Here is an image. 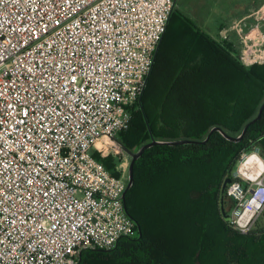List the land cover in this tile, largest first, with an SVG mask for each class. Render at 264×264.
<instances>
[{
	"label": "built area",
	"instance_id": "obj_1",
	"mask_svg": "<svg viewBox=\"0 0 264 264\" xmlns=\"http://www.w3.org/2000/svg\"><path fill=\"white\" fill-rule=\"evenodd\" d=\"M175 0H0V264H77L140 230L126 209V153ZM242 62L264 64V8ZM226 193L249 234L264 213V155L243 152Z\"/></svg>",
	"mask_w": 264,
	"mask_h": 264
},
{
	"label": "trees",
	"instance_id": "obj_2",
	"mask_svg": "<svg viewBox=\"0 0 264 264\" xmlns=\"http://www.w3.org/2000/svg\"><path fill=\"white\" fill-rule=\"evenodd\" d=\"M263 105L264 64L246 66L175 7L139 110L118 140L130 151L153 140L198 143L147 149L125 201L140 236L112 251L84 250L77 264H264V223L244 235L221 210L223 184L241 154L260 148L264 155V110L240 142L211 134L220 128L239 138ZM97 158L121 176L112 158ZM224 207L228 214L235 207L227 193Z\"/></svg>",
	"mask_w": 264,
	"mask_h": 264
},
{
	"label": "crops",
	"instance_id": "obj_3",
	"mask_svg": "<svg viewBox=\"0 0 264 264\" xmlns=\"http://www.w3.org/2000/svg\"><path fill=\"white\" fill-rule=\"evenodd\" d=\"M261 8H264V0H229L223 17L215 22L206 21L203 26L215 40L231 46L234 55L242 61L245 37L258 33L252 30Z\"/></svg>",
	"mask_w": 264,
	"mask_h": 264
},
{
	"label": "rangeland",
	"instance_id": "obj_4",
	"mask_svg": "<svg viewBox=\"0 0 264 264\" xmlns=\"http://www.w3.org/2000/svg\"><path fill=\"white\" fill-rule=\"evenodd\" d=\"M226 3H229V0H177L176 7L178 11L193 19L205 30L204 22H215L217 18L223 17ZM137 108L138 106L135 108L134 117L139 110ZM104 158H112L114 160L116 164L115 172L120 173L121 176L129 172L131 157L127 153L120 155L109 154ZM239 166L240 159L232 168V174L236 173ZM259 221L264 223V213L259 218Z\"/></svg>",
	"mask_w": 264,
	"mask_h": 264
},
{
	"label": "water",
	"instance_id": "obj_5",
	"mask_svg": "<svg viewBox=\"0 0 264 264\" xmlns=\"http://www.w3.org/2000/svg\"><path fill=\"white\" fill-rule=\"evenodd\" d=\"M175 3H177V0H175ZM264 110V105L263 107L261 108L260 110V113L258 115V117L253 120L250 124H248L243 132V134L239 137V138H233L231 136H229L228 134H226L225 132H223L220 128H214L212 131H211V134L218 131V132H222V134L224 135V137L230 141H234V142H240L242 139H243V136L245 135L247 129L249 128V126L251 124H253L255 121H257L260 117H261V114ZM210 134V135H211ZM209 135V137H210ZM208 137V139H209ZM207 139V140H208ZM117 143H119L123 149L125 150V152L131 157V162H130V167H129V182H128V187H127V190H126V193L124 195V201H126V195H127V192L129 191V189L132 187L133 183H134V164L135 162L143 155V153L149 149L150 147H153L154 145H157V144H168V145H172V146H175V145H185V144H194V143H198V142H195V141H192V140H178V141H173V142H158L156 140H153L151 143H148L146 145H144L142 148H140L138 151H130L128 149H126L118 139L115 140ZM204 143V142H203ZM232 179L231 178H227L223 184V187H222V192H221V210H222V214H223V217L224 219L227 221V222H230L231 220V215L228 214L225 210V207H224V200H225V194H226V190L228 188V186L232 183Z\"/></svg>",
	"mask_w": 264,
	"mask_h": 264
}]
</instances>
